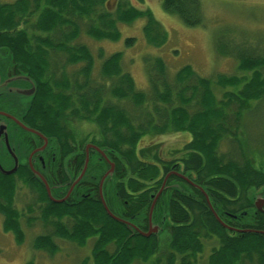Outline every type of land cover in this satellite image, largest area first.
<instances>
[{
    "label": "trees",
    "instance_id": "1",
    "mask_svg": "<svg viewBox=\"0 0 264 264\" xmlns=\"http://www.w3.org/2000/svg\"><path fill=\"white\" fill-rule=\"evenodd\" d=\"M108 1L15 0L0 3V47L10 51L15 66L37 77L39 88L52 67V55L64 56L68 64L85 62L89 86L92 81L88 67L92 63L90 52L86 46L75 44L81 35L82 23L85 34L99 41L116 40V23L131 24L139 17L146 20L144 32L147 35L158 27L148 10L139 11L132 7L122 11L118 18L110 19L109 12L104 9ZM162 6L165 12L176 15L186 26L202 25L200 0H163ZM128 42L132 43V40ZM121 56L114 54L109 60L116 64L109 62L104 67V75H115L119 82L110 86V92L101 85L92 100L89 102L88 98L86 101L89 106L94 104L91 113L87 107L86 121L93 122L91 124L108 136L106 145L113 149L111 154L117 152L125 158L129 153L131 155L132 177L126 180H119L118 175L116 178L113 175L107 177L103 184L104 199L107 200L105 192L114 194L116 180L115 193L118 192L117 196L123 199L126 185L138 193L146 188L145 183L152 180L150 178L160 175V168L165 172L169 170L170 164L162 167L163 162L157 156L152 157L155 162L148 164L137 157V146L146 135L181 133L191 137L190 142L173 155L181 158L184 163L182 172L200 190L191 187L185 190L186 183L179 181L181 184L173 189L177 195L171 188L168 191L173 194L166 193L162 197L170 201L171 220L167 240L162 246L157 243L156 236L148 239L133 234L110 218L99 201L95 204L81 198L73 204H56L48 199L40 182L21 175L23 185L36 191L38 200L45 203L39 218L45 225L53 227V232L36 237L35 248L52 253L58 250L55 239L79 247L93 240L90 258L79 264H264V213L258 212L254 203L257 193L264 198V145L259 142L258 146L254 145L242 125L243 115L264 101V55H248L242 51L235 55L238 70L249 72V78L219 75L214 82L199 77L190 67L179 70L169 81L164 62L154 58L150 61L152 65L145 67L148 89L144 92H137L129 75L123 72ZM112 66L116 68L113 72L109 69ZM62 78L66 86L67 78L64 74ZM108 94L118 101L126 100L131 107L119 108L115 104L101 107ZM61 97L62 100H56L58 110L49 109L51 118L72 104L71 96ZM175 98L179 104H174ZM43 104L46 105L47 100ZM57 136L60 137L58 133ZM223 143H229V151L236 149V153H220ZM103 167L104 170L107 168L105 163ZM12 179L0 174V214L4 217V229L14 232L20 242L23 237L22 214L15 204L18 187ZM91 184L96 185L95 182ZM79 190L82 189L78 186L75 191ZM147 195L145 192L136 198L135 212L143 216L147 213V206L140 200L148 198ZM28 212H32L30 207ZM116 214L124 218L120 213ZM65 218L72 220L70 228L62 222ZM111 244L113 252L108 250ZM210 244V251L205 254L204 248Z\"/></svg>",
    "mask_w": 264,
    "mask_h": 264
},
{
    "label": "rangeland",
    "instance_id": "2",
    "mask_svg": "<svg viewBox=\"0 0 264 264\" xmlns=\"http://www.w3.org/2000/svg\"><path fill=\"white\" fill-rule=\"evenodd\" d=\"M13 1L15 0H0V3H11ZM162 2L163 0H109L104 5L105 12H109L108 17L110 19L118 18L121 12L127 10L129 7L139 11L148 10L158 24V27L152 30L148 35L144 32L146 20L142 17H139V19L131 24L116 23L118 38L114 41L105 39H100L99 41L89 37V35L85 34V26L82 23L81 36L77 38L75 44L84 45L88 48L90 60L92 62L88 67H90L92 78L96 79L98 83L103 85L108 91L110 86L114 83H118L119 78H116L115 75L110 77L104 75V67H106L109 62L116 64L115 61H110L109 59L117 53L122 55V70L129 75L137 92H144L148 89V77L145 67L151 66L152 62L150 61L154 58H159L164 62L167 70V79L169 81L184 67H190L199 77L208 78L211 82H214L219 75L249 78V72H241L238 70L239 63L235 55L242 53V51L248 55H264V0H200L203 14L202 25L195 27L186 26L179 17L165 12ZM129 39L132 40V43H127ZM2 53H4V50L0 47V90L10 94L8 90L11 89V97L19 101V98L14 93L17 88L21 87L18 85L17 80H15L17 78L12 76L14 74L12 71H16V66L14 65V61H11L10 58L8 60L4 59L5 62H3V60L1 61ZM80 67L83 68L82 73L86 76V65L85 68L83 65L72 66L70 70L76 69L75 72L78 73ZM56 69L59 73L60 70H58L57 67ZM109 69L113 72L116 68L112 66ZM262 72H264V70ZM9 73L12 75H9ZM20 73L23 74V76H28V74L23 71ZM60 79L59 77L56 80ZM44 91L46 94L47 88H45ZM41 93L44 92L42 91ZM39 96L42 97L43 95ZM58 99L62 100V97ZM125 102L126 100L118 101L111 94H108L103 99L101 107H108L114 104L118 105L119 108L127 109V105L131 107L130 103ZM174 104H179L177 98H175ZM62 106H65V104ZM87 107L90 109V111H88L89 113L93 111L91 110L93 107L86 104V112L83 114L85 117L87 116ZM77 108L80 109L81 107L72 105L74 113H76ZM65 109H67L66 117H68L70 109ZM232 109L234 110L235 107H232ZM63 121L64 120H62V122ZM51 122L55 124L56 119L51 118ZM242 125L249 133L250 139L255 143L254 145L258 146L257 142L264 145V101L254 105L250 112L243 115ZM98 129L101 130L100 128ZM77 130H79V128L73 129V131L66 135L68 141L74 142L80 138V135L84 136V129H82L81 134L75 132ZM57 133H60V130H56L51 135L55 136ZM86 134L89 138L98 140L102 145L108 143V136L95 130L94 127L90 125L86 127ZM190 140L191 137L188 134L181 133L164 136L146 135L140 140L136 151H139L140 148H158L160 153L164 156L172 151L174 153L180 151ZM62 142L65 141L63 140ZM230 148L231 146L229 143H223L219 148V152H230ZM125 149L127 151V147H125ZM253 149L255 150V147ZM109 150L108 148L102 150L107 155L108 159L109 156L107 153ZM122 152H124V150ZM234 153H236V149L230 152V154ZM113 155L118 157L119 160H121L120 158L123 160L125 157V155L118 154L117 152ZM129 156L131 157L130 153L128 154V158H130ZM177 156L178 155H173V158H177ZM68 158L70 160L71 156L69 155ZM231 158L239 159L237 156H232ZM255 159L258 161L259 156H257V158L255 157ZM94 162L95 160L91 159L89 161L91 172L95 166L91 167ZM90 168L87 172L88 176ZM71 171H73L72 166ZM103 171H105L104 167ZM79 172L80 171L76 173L74 178ZM112 175L115 176V178L117 176V174ZM18 177L19 179L13 178L12 180L17 183L18 187V192L15 196V204L20 214H22L20 224L23 237L21 241L18 242L14 232L6 231L4 229V217L0 214V264H79L81 260L90 258L93 240H89L84 247H79L72 242L55 239L54 241L58 250L52 253L37 250L35 248L34 241L36 237L53 232V227L50 224L45 225L39 218L42 204L45 206V203L38 200V193L36 191L23 185L20 180L21 176ZM85 180L86 190H90L88 189V185L92 182L96 183V187L98 186V181L91 180L88 177H85ZM46 181L50 187L54 186V182L49 178H46ZM69 181H60L59 184L68 183ZM116 181L113 184L114 192L117 186ZM67 186L68 185H66L62 195L67 191ZM96 187L90 190L92 196L98 195ZM80 188L83 189V184ZM76 194H79V191H75L72 194L69 198V202H76L80 199V196ZM105 196L107 198L106 201H109V203H106L110 207L108 208L111 209L112 212L116 211L112 208V203L119 202V199H117L113 193L112 195H110V193L108 195L105 192ZM261 196L260 193H257L254 203ZM90 198L92 197L90 196ZM114 206L117 209L125 207L122 201L121 203H114ZM28 207L32 209L31 213L28 212ZM122 213L123 210H120L121 215H123ZM169 213L170 201L169 199H164L159 202L158 210L155 209L153 214L152 221L158 226L155 239L157 238V243L162 246L167 240L169 234L168 229L171 228ZM122 219L130 223H135L139 227H143L146 214L143 216L139 214V212H135L133 215H129V218L124 217ZM62 222L67 225L68 228L72 226V220L68 218H65ZM140 231L142 230L140 229ZM135 232L138 233V231H134V233ZM210 246L212 245L205 246V254H208L210 251ZM108 250L109 252H113L114 246L112 244L109 245ZM133 264L144 263L133 262Z\"/></svg>",
    "mask_w": 264,
    "mask_h": 264
},
{
    "label": "flooded vegetation",
    "instance_id": "3",
    "mask_svg": "<svg viewBox=\"0 0 264 264\" xmlns=\"http://www.w3.org/2000/svg\"><path fill=\"white\" fill-rule=\"evenodd\" d=\"M81 47L84 48L85 46L81 45ZM51 59L52 67L46 73L47 77L43 78V86L40 88L38 87L37 77L29 73L28 76H23V74L20 73L22 70L19 69L17 65L15 67L16 71H12L14 74L12 75L11 73H9V75L17 78L15 80H17L18 85L21 87L17 88L14 93L19 98V101L18 99L11 97V89L8 90L10 94L0 90V127H5L3 134L0 135V166L2 168V171L4 172L12 171V173L8 175L0 171V174L16 179H19L18 176L24 175V177H27L30 180L40 182L43 187L45 185L42 180H46V178H49L52 182H54V186L52 188H56L55 190H57L60 189L63 184H66L68 185V191L73 183L78 179V177H80V174L84 170L85 164L87 163L86 171L83 177L71 192L72 195L74 193V189H76L78 186L80 187L83 184L84 192L80 194V197L87 198L88 194H85V177H88L91 180L98 181V186L95 187L97 192L99 193L100 182L104 175L109 171L110 165L114 166V171L112 174H117L118 176H120L119 180H126L132 177L129 167L130 159L128 157H124L123 160L122 158H120L121 160H119L118 157L111 154L112 151L110 150L113 149L110 148V146L102 145L98 142V140H93L86 134L87 125L94 127L95 130H98L97 126L86 121V117L83 115L86 112V101L89 98L90 102L94 97L95 92L97 93L99 90H101L102 87L101 84L98 83V81L94 78L91 79V84L87 86V79L86 76L82 73V67L79 68L78 73L75 72L76 69L70 70L72 66L75 67L77 65H83V67L85 68L86 63L78 62L74 64H68L66 62V58L62 55H52ZM56 67L58 68V70H60L59 73L57 72ZM63 74L67 78L66 86L64 85L65 82H63L62 78ZM49 75L51 77H49ZM59 77L61 79L56 80ZM45 88H47L46 94L41 93ZM28 90L32 91L28 95H23L21 93ZM39 95L43 96L41 97ZM64 95L71 96L72 105H77L81 108H77L76 113H74L71 105L68 108L70 109L69 116L66 117V111L58 113L55 117L56 123L54 124L53 122H51V113L49 112V109H53L54 111L58 110L59 106L56 100ZM45 99L47 100L46 105L43 104ZM93 105L94 104L90 106ZM62 120L64 121L62 122ZM76 128H79V130L75 131L78 132V134H81L82 129H84V136L80 135V138L78 140H75L74 142L68 141V137H66V135ZM56 130H60V133H58L60 137L57 135H51ZM63 140L65 142H62ZM105 148L110 149L107 153L109 159L107 155L102 151ZM172 152L164 155L168 156V158L164 157L162 153H160V150L158 148H140L139 151H136L137 157L143 159L145 162H147V164L148 162H155L152 157L157 156L163 162L161 163L162 167H167V165L170 164V168L166 172L163 168H160V175L156 178H150L152 180H148L145 183L146 188L143 191L136 193L133 188L126 185L124 191L125 197L123 199H120V197L118 196L120 203L122 201L125 205V207L122 208L123 216L125 218H129V215L131 216L135 213V204L139 195L148 192V198L140 200V203H143L142 205H147L146 219L144 220L145 224L143 223V227L137 226V229L139 231L140 229L142 230L141 232L145 233L149 229V213L153 203L155 204L152 211L151 220H153V214L157 204L159 203L161 198L166 195V193H170V195H172L173 192L176 193L173 189H176L178 185L181 184V182L186 183L184 185L185 190L189 189V187L197 191L199 189L196 184H194L192 181H190L189 178L184 175V173L182 172V170H184V163L182 162V160H180L181 158H173ZM69 155L71 156L70 160L68 158ZM90 159L95 160V162L91 165V167L95 165L92 169V172L89 166ZM103 163H105L107 166L105 171H103L102 168ZM180 164L182 165V168ZM71 166L73 168V171H71ZM89 168L91 174L89 172L88 176L87 172ZM78 171L80 172L74 178ZM125 174H127V177H124ZM66 180L70 181L68 183L66 182L63 184H59L60 181L63 182ZM88 186V189L90 190H92L94 187L91 184H89ZM171 188L173 192L168 191L171 190ZM53 193L54 192H52L51 195L56 200H60L64 197L60 194ZM116 195H118V192H116ZM175 195H177V193ZM164 199L165 198H162V201ZM68 200L69 198L66 200V202L63 203H68ZM260 200H264V198H261ZM206 201L208 202V199ZM94 202L95 204H97L96 199H94ZM257 211L260 213H264V204L262 208L257 209ZM228 228L233 229L231 227ZM233 230H238L237 232L240 231V229L238 228ZM154 236L156 235H152L148 239H151Z\"/></svg>",
    "mask_w": 264,
    "mask_h": 264
},
{
    "label": "water",
    "instance_id": "4",
    "mask_svg": "<svg viewBox=\"0 0 264 264\" xmlns=\"http://www.w3.org/2000/svg\"><path fill=\"white\" fill-rule=\"evenodd\" d=\"M3 50H4V53H2L1 55H2V59H1V61L3 60V62H5V60H8L9 58H10V60L11 61H13V57H12V55H11V53H10V51L9 50H7V49H5V48H3ZM5 59V60H4ZM14 65H15V63H14ZM30 92H32V91H23V92H21L23 95H28ZM4 129H5V127H0V135L1 134H3V132H4ZM88 162V161H87ZM86 167H87V163L85 164V167H84V170L82 171V173L80 174V177H78V179L73 183V185L70 187V189L67 191V193L65 194H63L62 195V193L64 192V190H65V187H66V184L64 185H62V187L60 188V189H57V190H55L56 188H52L53 186H49L48 185V183H47V181L46 180H42L43 181V183H44V187H45V189H46V193H47V196H48V198H49V200L50 201H52L53 203H56V204H60V203H63V202H66V200L68 199V198H70L72 195H71V192H72V190H73V188L80 182V179L83 177V175H84V173H85V171H86ZM0 171L2 172V173H4V174H11L12 173V171H9V172H4V171H2V168H1V166H0ZM113 171H114V166L113 165H110V169H109V171L104 175V177L102 178V180H101V182H100V185H99V193H98V195L97 196H92V194H91V192H90V190H86V193L88 194V197L87 198H82V197H80V199L82 198V199H88V200H90V199H92V201H94V199H96L97 201H99V199H100V202H101V204H102V207L104 208V210H105V212L107 213V215L110 217V218H112L113 220H115V221H117V222H119V223H121V224H124L128 229H130L132 232H133V234H134V231H138V233L141 235V236H143L144 238H149L150 236H152V235H157V232H158V226L156 225V223H153L152 222V220H151V218H152V211H153V208H154V204L155 203H153V205H152V207H151V209H150V213H149V229H148V231L147 232H141V231H139L138 229H137V226L134 224V223H130V222H128V221H126V220H124V219H122L120 216H118L116 213H120V210L119 209H117V208H115V206H114V203H120V201L119 202H114V203H112L113 205H112V208L113 209H115L116 211H114V212H112V210L111 209H109L110 207L106 204L107 203V201L104 199V196H103V184H104V181H105V179L107 178V177H110V176H112V173H113ZM83 182V181H82ZM81 189V188H80ZM75 190L76 189H74V192H75ZM52 192H54V193H58V194H60L61 196H64L62 199H60V200H56V199H54L53 197H52ZM84 191H83V189L82 190H79V194H76L77 196H80V194H82ZM53 193V194H54ZM71 195V196H70ZM117 199H119L118 198V196L116 195V193L114 192V194H113ZM159 195V194H158ZM70 196V197H69ZM90 196L92 197V198H90ZM99 196V197H98ZM79 199V200H80ZM261 199V198H260ZM260 199H258L256 202H255V207L257 208V209H261L262 208V206H263V204H264V200H260ZM70 202H69V200H68V204H69ZM73 203H75V202H72L71 204H73ZM109 207V208H108Z\"/></svg>",
    "mask_w": 264,
    "mask_h": 264
}]
</instances>
